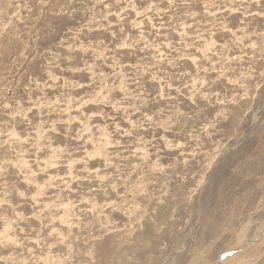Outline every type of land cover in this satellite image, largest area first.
Returning <instances> with one entry per match:
<instances>
[{
    "label": "rangeland",
    "instance_id": "374dc122",
    "mask_svg": "<svg viewBox=\"0 0 264 264\" xmlns=\"http://www.w3.org/2000/svg\"><path fill=\"white\" fill-rule=\"evenodd\" d=\"M0 264H264V0H0Z\"/></svg>",
    "mask_w": 264,
    "mask_h": 264
}]
</instances>
